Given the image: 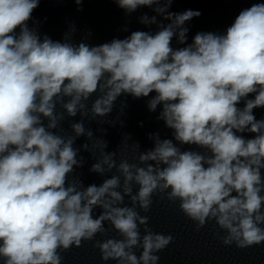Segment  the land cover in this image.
Instances as JSON below:
<instances>
[{
  "label": "clouds",
  "instance_id": "clouds-1",
  "mask_svg": "<svg viewBox=\"0 0 264 264\" xmlns=\"http://www.w3.org/2000/svg\"><path fill=\"white\" fill-rule=\"evenodd\" d=\"M73 2L83 11L85 0ZM111 2L126 17L150 9L137 17L147 30L125 24L128 35L101 44L87 42L89 30L74 43L72 23L54 40L33 18L41 0H0V264H62L84 242L105 264H158L174 237L149 226L153 197L178 202L197 231L214 223L225 246L264 244V116L255 115L264 109V2L238 0L249 6L222 32L191 40L199 10L171 11L176 0ZM129 96L147 98L171 135L149 132L152 147L141 150L125 133L108 151L85 121L105 122L119 100L107 123L123 127ZM77 116L65 133L62 122ZM82 152L95 158L88 172L100 184L77 174ZM109 231L119 238L97 239Z\"/></svg>",
  "mask_w": 264,
  "mask_h": 264
}]
</instances>
